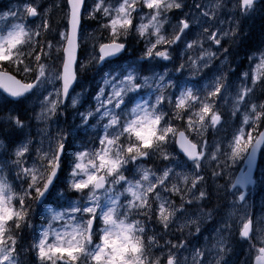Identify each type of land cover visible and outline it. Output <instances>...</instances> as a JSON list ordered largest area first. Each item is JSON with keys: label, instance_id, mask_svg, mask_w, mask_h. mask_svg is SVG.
<instances>
[{"label": "snow or ice", "instance_id": "snow-or-ice-1", "mask_svg": "<svg viewBox=\"0 0 264 264\" xmlns=\"http://www.w3.org/2000/svg\"><path fill=\"white\" fill-rule=\"evenodd\" d=\"M257 4L264 8V0H239L241 16L256 11ZM187 7L185 0H63V31L60 25L50 22L47 10L36 0H24L22 8L17 5L0 14V21H4L0 27V105L35 99L41 110L34 118L46 125L38 130L39 147L34 145L31 132H26L28 125L11 110L6 117L8 127L0 128L9 146L15 145L11 153L0 154V170L14 172L12 184L0 179V264H210L208 256L213 248L219 257L215 264H230L225 256L236 245L248 244L251 251L256 243L260 245L256 262L264 264V214L256 217L245 210L238 222L229 223L230 214L219 206L202 211L214 194L227 192L228 185L216 181L228 175L237 160H246L248 172L236 183L242 187L253 183L251 173L264 145V103L246 97L254 94L258 82L264 89V50H260L256 69L244 73V83L237 91L236 108L231 114L238 121L235 130L226 144L214 142L210 147L206 133L209 128L223 126L217 101L226 98L231 85L221 73L214 74L203 88L198 87L196 77L217 58L216 52L205 49L200 37L219 50L223 48L222 40L238 35L240 24L231 27L233 22L229 21V31L218 26L216 10L225 7L224 0H215L211 9L203 12L198 10L209 8L205 2L193 0L197 11L184 12ZM173 9L182 13L175 24L168 15ZM86 16L106 21L101 29L108 36L98 47L93 45L94 55L89 62L109 70L101 76L94 94L95 109L77 110L81 121L77 127L85 131L95 128V138L77 145L76 129L60 127V109L67 110L66 100L75 108L82 99L72 92L79 72L87 70L77 56ZM31 18H39L41 23L34 25ZM166 25L172 28L171 35L166 34ZM196 27L202 33L189 42ZM133 32L144 40L143 54L121 65L119 61L128 50V37ZM180 45H184L183 52H177ZM194 48L199 54L188 55ZM223 51L229 52L227 48ZM174 52L182 61L174 69L179 75L167 69L164 73L155 71L153 62H172ZM255 59V55L249 57L250 61ZM11 66L21 79L10 71ZM185 70L189 79L182 78ZM28 77L32 82H26ZM249 79L251 86L247 84ZM241 111L242 121L238 116ZM174 121H184L183 130L174 126ZM52 125L56 126L55 132ZM193 134L198 137L195 142L189 139ZM25 136L28 139H20ZM173 143L187 159L167 150ZM156 154L173 166L166 165L162 175L142 167ZM205 160L210 162V175L204 171ZM66 168V189L57 193L66 203L61 204L59 212L49 209L51 220L61 221V226L53 228L50 221L47 227L35 229L33 205L47 203ZM176 168L192 171L179 173ZM172 176L178 180L183 176V187L178 183L169 187ZM16 181L19 183L14 187ZM68 193L77 194V198ZM174 197H179V203ZM238 200L246 201V196L240 193ZM231 207H236L235 200ZM204 216L220 237L211 248L207 243L210 237H204L206 242L201 247L183 235L185 227L189 236L194 228L193 239L198 241L203 236ZM174 227L180 233L176 242L167 239L161 244ZM25 229H34V237L39 233L38 242L31 247L34 260L23 252ZM234 231L239 239L225 244L224 233L231 237Z\"/></svg>", "mask_w": 264, "mask_h": 264}, {"label": "rangeland", "instance_id": "rangeland-1", "mask_svg": "<svg viewBox=\"0 0 264 264\" xmlns=\"http://www.w3.org/2000/svg\"><path fill=\"white\" fill-rule=\"evenodd\" d=\"M37 3H40L44 6V8L48 12V18L50 19V22L53 23V25H60V30L63 31V22H64V10H63V0H36ZM114 2V0H113ZM186 4L188 5L187 8H185L183 11L187 12L189 10L197 11L193 9V0H185ZM197 3L205 2L209 5V8H201L198 11L203 12L205 10H210L211 5L215 3V0H196ZM225 7L221 10H216V17L219 21V27H221L224 31L230 30V24L229 21H232L231 27H235V23L239 22L240 29L238 35L234 38H228L222 40L223 48H227L229 50L228 53H224L223 48H219L215 45H210V43L207 41V39L203 36L200 37V39L204 42L205 49L211 50L213 52L217 53V58L212 61L210 68L203 69V72L200 76L196 77L200 81L198 87L203 88L204 83L210 81L214 74L217 75L222 71V68L226 65H229V71L235 70L238 75H240L241 78H244L242 74L244 73L243 69L245 68V62L244 64L241 63L240 58L245 61V57H250L255 55L256 59L255 61H251L248 65V71L256 69V65L260 62L259 61V55L260 50H264V8L260 4H257L256 11L252 12L247 17L241 16V11L238 6L239 0H224ZM24 0H0V14L7 12L9 9H15L17 5L23 6ZM56 5H60V7H57ZM169 17L172 19V24L176 23V18L180 17L182 18L181 10L173 9L172 12H170ZM34 25H39L41 23V20L39 18H31ZM209 19H211V12ZM106 21L101 20L99 16L97 19L92 20L88 19L87 16L85 17L84 25H83V35L79 39L80 48H79V57L78 61L81 64L87 65V70H82L79 72L78 75V83L76 84L74 91L72 92L73 96H76L77 94H80L82 97L81 102L77 104L75 108H73L69 101H67L65 104H68L67 110L65 111L62 107L60 109V127L64 129H76L77 132V139L76 144H87L90 139H94V133L96 131L95 128L89 127L86 131L82 130L81 128L77 127L80 125V117L77 115V110L80 112H86L89 108L95 109V100L93 99L94 94L98 91V83L101 80V76H103L109 69L108 67H97L95 65V61H91L92 56L94 55V48L93 45H97L99 42H103L104 38L108 36V33L106 30L101 29V23H105ZM137 23H139V18H137ZM146 22V21H145ZM4 24V21H0V27H2ZM167 28L168 35L172 34V28L169 26H165ZM213 31L216 29L213 28ZM200 32L202 33V29L196 27L193 28L192 32L190 33V40L197 39L196 34ZM55 45V41L53 42ZM237 45H239L237 50ZM243 45V46H241ZM144 40L138 35L133 32L128 37V50L124 53L119 63L121 65H126L131 60H136L143 54L144 51ZM176 47V46H173ZM237 50V51H236ZM184 51V45H180V47L177 49V52H183ZM177 52L173 53V60L172 62L162 61V62H153L155 64V71L164 73L165 70L170 74L173 75H179L178 73L174 72L175 67H178L179 63L182 61L178 58ZM238 54V58L235 57V53ZM248 53V56H246ZM188 55H191L193 57L197 56L199 54L198 49L194 48L190 50ZM226 57V61H225ZM222 58V59H221ZM186 59V57H185ZM222 61H225L222 63ZM10 71L15 73L14 66L10 67ZM222 73V72H221ZM220 73V74H221ZM147 75L148 73H143ZM223 74L227 75V71H225ZM18 78L21 79V76L19 74H16ZM219 75V74H218ZM236 75V73H230V78H228V81L230 82V89L229 93L226 94V98L220 99L217 101V107L218 110L222 113V123L223 126H217L216 130H213L211 128L208 129L206 133V137L209 142V146L211 147L214 142H222L224 144L227 143V139L230 138L231 133L235 130L234 125L238 123L237 120H232L229 117L230 112H233L236 108L235 105V97L238 90L241 89L242 83H238L239 76ZM183 79H189V75L187 70L184 72ZM233 80V81H231ZM241 80V79H240ZM32 82V78L28 77L26 82ZM249 83V82H248ZM259 84V82H258ZM191 86V85H189ZM250 86H251V80H250ZM49 91H51V88H49ZM256 88L253 94V99L255 96ZM47 93H45L46 95ZM202 95L204 93H201ZM260 96V95H259ZM42 98V97H41ZM250 96L246 97L247 100L252 101L249 99ZM261 98V97H260ZM258 99V102H255L257 104L263 103L261 99ZM11 110V114L13 116L19 114L21 118L24 120L25 124L28 125L27 131L31 132V139L33 140V143L36 147H39L38 141L40 139L41 133L38 131L40 129H43L46 127V125L42 122H38L34 117L37 113L40 112V104L37 100L32 99L29 101H26L23 104H16V103H10L7 105H0V128H7L8 125L6 123V117L9 115V111ZM240 120L243 119V113L239 116ZM236 118V117H234ZM95 121H93V124ZM233 124V125H232ZM184 121H174V126L179 127L181 130H183ZM56 126L52 125V131L55 132ZM15 139V137H14ZM20 139H28V137H20ZM189 139H193L194 142L198 137H195V135H190ZM15 145L9 146V141L6 139L3 135H0V154H3L5 152L11 153L14 150ZM46 147V144H45ZM169 152L178 153L174 143L170 148L167 149ZM35 148H33V158H35ZM181 156V155H180ZM182 157V156H181ZM183 158V157H182ZM184 159V158H183ZM244 159L237 160V162L232 165L230 169V173L228 175L222 176L220 179L216 181V184H227V192H220L219 194H214L213 203L211 202L208 204V209L204 211V213L208 212L210 209L215 208L219 206L223 211H226L228 214H230V220L229 223H235L238 222L239 217L243 215L245 210H247L249 213L255 215L256 217H259L261 214H264V147L260 153L256 172L254 175L255 178V187L253 189H249L246 201H243L242 203L239 202L238 196L241 193L239 190L235 189L231 191V184L233 183L234 177L240 167L242 166ZM204 171L205 173L210 175L211 167L210 162L205 160L204 162ZM173 167L172 165H168L167 161H163L159 154L153 155L150 160H147L146 163L142 166L145 168L152 169L153 172L156 173V175H162V170L165 166ZM161 170V171H158ZM3 171L5 175L9 178L10 184L14 181V172H10L8 168H4ZM176 172L179 173H190L192 171L191 168H176ZM67 172L68 169L66 168L64 176L62 177L61 183L57 186V190L53 192L52 196L48 198V201L43 206L33 205V207L36 209L35 215L32 217V223L34 225L35 229H39L41 225L44 227H47L49 222L51 221L52 227L57 228L60 227L62 222L61 221H52L51 220V213L49 212V209H52L53 212H59L61 211V204L66 203L65 201H60L59 197L57 195L58 192L64 191L66 189V179H67ZM126 175H128L126 173ZM139 175H136V179H139ZM129 179H132V176L129 175ZM18 181L15 182L13 185H18ZM173 183H178L181 187H183V176L177 179L176 176H172L169 181V187ZM235 194V195H233ZM69 196H71L73 199L77 198V194L74 193H68ZM220 198H222L220 200ZM177 203H179V197H174ZM235 200L236 207H231L232 202ZM225 205H228L229 207L225 209ZM193 211L200 212L199 209H193ZM154 223V222H153ZM183 223V221H181ZM149 234H151V228L152 224H149ZM158 228L159 225H156ZM219 227V225H217ZM201 229L203 231V236L200 237V239L197 241L193 239L195 236L194 228H193V235L189 236V229L185 227L183 229V235L187 237L189 240H192L193 243H197L199 246H203L205 244L204 237H210L208 240V246L209 248L212 247L213 244L216 243V240L219 239V234H217L214 229L212 222L208 220L206 216L202 218L201 222ZM25 230V235L22 233L23 236V252L24 255L27 256L29 260H34L35 258V252L31 250V247L34 243L38 242V235L39 233H35L34 237V229H27ZM180 235L179 232L176 231V228L174 227L172 230L171 235H166L161 239L160 243L163 244L164 240L172 239L175 243V237ZM224 243L225 244H231V242L238 240L239 236L235 233V231L232 233L231 237H229L228 233H224ZM255 243V241H253ZM260 245L256 243V247L251 249L249 251L248 244H238L235 247V250L233 252H229L225 259H227L230 264H245V260L247 259L248 264H251L253 257L255 256L256 251H258V248ZM156 256L160 255L159 251H156ZM185 255H189L190 253H185ZM219 257L216 254L215 249L209 253L208 259L210 261V264H215L216 260ZM38 264V262H37Z\"/></svg>", "mask_w": 264, "mask_h": 264}, {"label": "water", "instance_id": "water-1", "mask_svg": "<svg viewBox=\"0 0 264 264\" xmlns=\"http://www.w3.org/2000/svg\"><path fill=\"white\" fill-rule=\"evenodd\" d=\"M77 55H78V52H77ZM0 91L1 92H3V90L2 89H0ZM5 95H7L6 93H5ZM262 146V145H261ZM177 148H178V151L180 152V149H179V146L177 145ZM261 148V147H260ZM260 151V150H259ZM259 151H258V153H259ZM181 153V152H180ZM258 153H257V156H258ZM182 155H183V153H181ZM186 158V157H185ZM187 159V158H186ZM256 160H257V157H256ZM246 164H247V162H246ZM255 164H256V162H255ZM248 166V165H247ZM254 169H255V166L253 167V170H252V173H251V177L253 176V173H254ZM248 172V171H247ZM238 178H240V176H238ZM237 178V179H238ZM237 181V180H236ZM251 185H253V183H250ZM248 185V184H247ZM246 185V186H247ZM246 186H244V187H246ZM243 187V188H244ZM253 264H257V262H256V258L253 260Z\"/></svg>", "mask_w": 264, "mask_h": 264}]
</instances>
